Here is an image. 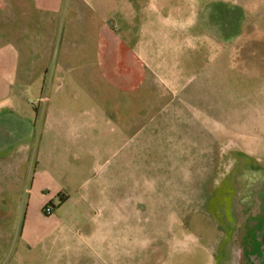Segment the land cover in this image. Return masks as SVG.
Wrapping results in <instances>:
<instances>
[{
  "label": "rangeland",
  "instance_id": "1",
  "mask_svg": "<svg viewBox=\"0 0 264 264\" xmlns=\"http://www.w3.org/2000/svg\"><path fill=\"white\" fill-rule=\"evenodd\" d=\"M25 1L0 9V264H243L264 217V0ZM105 18L145 70L128 104L97 71ZM48 95L56 129L26 136L17 113Z\"/></svg>",
  "mask_w": 264,
  "mask_h": 264
},
{
  "label": "crops",
  "instance_id": "2",
  "mask_svg": "<svg viewBox=\"0 0 264 264\" xmlns=\"http://www.w3.org/2000/svg\"><path fill=\"white\" fill-rule=\"evenodd\" d=\"M51 4H55L54 7L59 6L58 0H52ZM34 4H37V0L33 1ZM27 4V1L25 0H0V9H22ZM51 5V7H52ZM97 6V5H96ZM95 8V7H93ZM107 18L102 19L101 23L98 26L96 36L94 39V55H95V62L98 74L100 76V79L106 84L109 83L113 85L115 88L121 90L126 95L120 96L117 99V103L119 104H128L129 101H127V93L129 91L134 90L138 86H140L145 79V70L142 68L141 64L139 63V56L134 53L135 50H133V46L124 45L123 42L120 39V36L118 34L117 27L113 30V28L107 24L106 22ZM7 43V46H4V49H6L9 45ZM11 48V46H10ZM8 47L7 54H10L12 51ZM113 59H116L115 62ZM124 61L126 65H123L125 69H122L124 71L119 72L117 70V66L119 63V60ZM117 62V64H115ZM16 65L12 64L11 69H9V73L15 72L18 70L16 69ZM11 76V75H10ZM16 77V76H15ZM14 78V76L12 77ZM15 80V79H14ZM100 83H102L100 81ZM10 84V83H9ZM13 84V82H12ZM10 87V86H9ZM28 87V86H25ZM30 87V86H29ZM41 87H39L38 95L40 93ZM35 91V90H34ZM49 93V92H48ZM38 103H43L44 106L42 107L41 111L37 108L34 109L33 106L27 107V105L23 104V111L21 112L17 110L13 105L14 101L12 102V106H10L9 115L18 116L17 114H21L19 118H21L24 122V125L27 127L28 131L26 133V136H33L34 129L37 124H40L42 128H50L52 130L56 129L57 124L59 123V120L55 119V114H53V106L57 104V98L49 95L45 97L44 101L42 98L38 96L37 98ZM16 110L20 111L21 113L16 114ZM23 114V115H22ZM75 113L66 114L64 115V119L69 120L68 123H71L69 128L73 130V132L78 131V126L73 125V117ZM125 116H127L125 114ZM134 116V117H133ZM134 118V119H133ZM137 116L136 114H132V112L128 113V116L126 117L123 127L126 128L129 125H133L135 123L134 120H136ZM58 119V118H57ZM134 121V123H132ZM57 123V124H56ZM118 125V124H117ZM136 125V124H135ZM95 127H99V125H94ZM119 126V125H118ZM25 151H29V149H25ZM18 197L19 195H12L10 198L14 201L20 200ZM15 208L17 209L19 206L22 205L20 202H15ZM6 208V209H5ZM4 210H6V217L3 218V224L4 225H10L9 222L11 218L14 217L16 210H12L10 207L4 206ZM23 210V209H22ZM8 211V212H7ZM41 211H43V207L41 206ZM4 214V215H5ZM24 215V214H23ZM258 226H255V224H250L246 228V230L249 232L250 238L244 236L243 239H247L244 247L243 252V264H264V235L262 234L264 232V217H259ZM14 225V224H13ZM6 226L8 227V231L10 232L14 231L17 232V238L20 240V243L22 242L21 239H23L24 231H26V220L24 219L19 229L17 227L14 228V226ZM11 227V229H9ZM254 228H257L256 230ZM245 230V227H244ZM255 232V234H252ZM254 236V237H253ZM19 243V242H18Z\"/></svg>",
  "mask_w": 264,
  "mask_h": 264
},
{
  "label": "flooded vegetation",
  "instance_id": "3",
  "mask_svg": "<svg viewBox=\"0 0 264 264\" xmlns=\"http://www.w3.org/2000/svg\"><path fill=\"white\" fill-rule=\"evenodd\" d=\"M247 228V226H245V229ZM264 235V232L262 233Z\"/></svg>",
  "mask_w": 264,
  "mask_h": 264
}]
</instances>
